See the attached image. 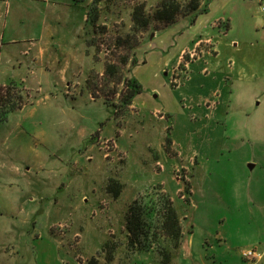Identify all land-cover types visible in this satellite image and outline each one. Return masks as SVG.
<instances>
[{
    "label": "rangeland",
    "instance_id": "1",
    "mask_svg": "<svg viewBox=\"0 0 264 264\" xmlns=\"http://www.w3.org/2000/svg\"><path fill=\"white\" fill-rule=\"evenodd\" d=\"M248 1L244 8H250L248 14L237 15L231 34L255 41L264 35V13L261 14L256 1ZM27 2L30 12L40 10L41 4ZM44 2L47 7L75 13L80 19L79 13L85 11L86 16L91 0L78 3L76 10H69V6L73 7L71 0ZM140 2L145 3L146 12L152 15L160 0L99 3L98 23L109 29L97 37L101 51H96L94 45L86 54L85 41L93 32L85 20L78 37L73 33L74 27L66 28L64 24L60 27L56 45L68 54L61 68L66 66L69 75L60 79L58 98L61 103L66 101L65 106L83 124L87 122L97 128L88 136V145L77 152L60 150L59 143L63 141L58 136L52 138L51 144L38 147L30 117L21 112L10 116L23 107L34 106L38 100L42 101L41 97L43 101L46 96L51 97L41 93L36 76L26 84L15 80L6 83L13 82L22 88L25 103L0 122V264H253L261 259L253 244L264 240V76L257 72L258 78L242 85L223 119L219 120L212 112L207 124H213L201 139L194 136L184 142L181 131L198 120L195 111L186 112L176 103L179 78L186 66L182 61L177 68L161 72L174 40L164 36L170 25L164 28L162 23L152 22L135 48L136 64L128 63L122 71L123 78L134 77L142 85V91L127 108L114 114V107L104 103L113 86H107L108 77L104 75V63L111 53L108 38L115 30H130L132 8ZM237 3L235 10L239 8ZM13 12L12 8L7 18L12 25L11 36L20 43L34 41L41 18L37 14H24L17 29ZM183 18L179 16L178 20ZM216 27L225 31L227 20H218ZM156 32L163 35L154 39ZM202 45L208 48L211 44ZM123 51L120 49V54ZM96 54L98 59L94 57ZM184 58L191 59V54H185ZM87 79L97 84L99 97L91 96ZM122 87L123 83L115 87L118 92L109 101L120 103ZM140 100L142 108L151 110L148 114L140 112ZM247 104L252 107L244 108ZM165 108L175 110L173 122ZM186 113L195 122H186L184 126L181 120ZM123 130L119 144L117 139ZM194 150L196 163L192 159ZM28 159L35 161L29 174L31 184L15 175L30 165ZM73 159L77 165L70 167L69 160ZM68 166L70 175L77 180L71 187H55ZM118 185L120 192L114 196L107 187L115 190ZM163 196L172 201L177 212L180 238L174 241L159 234L148 249L131 250L125 227L129 205L141 199L153 233L154 209L160 206ZM107 242L117 244L112 260L103 251ZM249 248L256 251V258L249 260L243 256L241 252Z\"/></svg>",
    "mask_w": 264,
    "mask_h": 264
},
{
    "label": "crops",
    "instance_id": "2",
    "mask_svg": "<svg viewBox=\"0 0 264 264\" xmlns=\"http://www.w3.org/2000/svg\"><path fill=\"white\" fill-rule=\"evenodd\" d=\"M33 1L37 2L36 4H41L38 7L40 10L37 12L35 10L29 11L31 7L27 0H0V84H6L12 80L22 81L23 84H26L27 80L36 76L41 83V93H48L51 97L46 96L45 101L41 97L40 100L43 102L38 100L34 106L23 107L10 116L25 114L26 117H30L29 124L34 128V135L37 134L34 137L37 139L38 147L42 148L43 145L51 144L52 138L58 136L63 141V143H59L60 150H71L72 153H75L84 145H88L86 144L88 143V136L97 128L88 125L87 122L83 124V120L77 119L75 113L65 106L66 101L61 103L58 98L61 93L60 79L63 80L65 76L68 77L69 73L66 66L61 68L66 62L68 54L63 48L56 45V42L62 24L66 28L74 27L73 33L75 32L78 37L86 17L85 11L79 13L81 15L79 19L75 13L69 12L67 14L55 7L45 6V0ZM71 2L73 7L69 6V10H71L70 8L76 10L80 6L72 0ZM235 3L239 7L236 10ZM248 3V0L243 2L242 0H209L207 11L199 14L193 22L190 23L188 17H185L178 20L176 24L170 25L164 32L165 38L169 37L174 40V45L170 48L171 55L165 60L161 72L164 73L170 67L175 69L180 62H184L186 69L179 78L181 83L179 84L180 89L176 93V103L180 105L179 109L181 108L186 112L193 110L195 111L194 115L198 117L196 123H192L195 121H192L187 113L182 118L181 121L183 124L185 123L184 126L187 125L186 122L192 123V127H184L181 131L180 135L184 142H188L194 136L201 139L203 132L205 130L208 132L209 126L213 124L212 122L207 124L211 120L208 119L211 113L214 112L219 120L223 119L228 115L242 85L247 86L253 78H258L259 76L255 74L257 72L260 73L261 77L264 76V35L258 40L252 41L248 38H236L231 34L233 22L237 20V15L239 13L240 15L248 14L250 8L244 9L245 4ZM12 8L13 15L16 16L15 27L17 29L23 22L24 14H37L41 18L39 33L34 41L20 43L18 38L11 36L12 25L10 22L8 23L7 18L11 14ZM260 12L262 14V11ZM223 19L227 20L228 27L225 31L220 32L216 24L218 20ZM243 21H246L245 17ZM171 30L173 32L169 33ZM161 33L156 32L153 38H159L160 35H163ZM208 42L211 44L208 48L202 45ZM191 52L195 53L194 57ZM187 53L191 54L189 60L184 58ZM135 100L137 101L136 98ZM141 102L142 100L138 106L140 112L143 115L148 114L151 110L142 108ZM252 102H254L253 98ZM251 107L248 104L244 106V108ZM166 111L170 121L173 122L175 117L172 112L175 110L166 109ZM19 112L21 113L18 114ZM174 133L175 130L172 129V137ZM123 135L124 130L121 131V135L117 139L118 142ZM31 149L37 150L33 147ZM38 154L37 156L41 155ZM196 154L197 152L194 150L192 159L195 163ZM78 158H82V155H79ZM43 160L45 159L41 161ZM28 162L30 165L23 172H17L15 175L23 178L26 184H31L29 174L33 172L35 161L28 159ZM69 163L71 164L70 167L77 165L76 159L69 160ZM69 166L63 171L64 176L62 179L59 178L55 187H71L75 183L76 176H71ZM253 245L262 256L259 261L253 264H264V240L261 239Z\"/></svg>",
    "mask_w": 264,
    "mask_h": 264
},
{
    "label": "trees",
    "instance_id": "3",
    "mask_svg": "<svg viewBox=\"0 0 264 264\" xmlns=\"http://www.w3.org/2000/svg\"><path fill=\"white\" fill-rule=\"evenodd\" d=\"M75 3H81L85 0H72ZM103 0H91L87 5L86 11V24H89L92 28L93 36L86 39V54H89V47L95 45L96 51H101L100 44L97 37H101L105 33H108L109 29L106 25L98 23L100 19L101 7L99 3ZM186 0L184 3L179 0H160L159 5L150 15L146 12L145 3H137L131 12L132 25L129 31L120 32L115 30L114 33L109 35L108 54L107 60L104 63V75L107 78V86L113 85L109 89V94L104 98V103L114 107V114H117L120 108H127L133 98L142 91V85L134 77L123 78V67L128 63L131 66L136 64L134 57V51L142 41V34L146 33L152 22L162 23L163 27H167L176 23L180 17H188L189 22H193L195 18L207 11L209 0ZM161 29V28H160ZM123 49V53L120 54L119 50ZM98 59L97 54L94 55ZM123 83V87L120 90V103L117 105L109 101L111 95H115L118 91L116 86ZM86 87L90 90L92 97H99L97 90V84H91L90 80H86ZM23 90L15 83H9L6 85L0 84V122L6 120L9 113L20 109L24 105V98L22 96ZM168 141V139H167ZM113 181V180H111ZM114 196H117L120 192V187L113 190L110 186L107 187ZM163 199L159 203L155 210L156 218L154 222V231L151 233V227L147 223L148 211L142 204L141 199H135L128 207L125 213V227L127 230V246L131 250H146L150 247L152 241L156 236L161 234L167 236L174 241L178 240L181 236V227L179 217L172 204V201L163 196ZM157 205V204H156ZM151 235V236H150ZM117 248L116 243L107 242L104 245L103 251L106 253L108 260L113 259V254ZM166 252V251H165ZM164 252V253H165ZM161 253V251H160ZM164 262L168 260L167 252Z\"/></svg>",
    "mask_w": 264,
    "mask_h": 264
},
{
    "label": "built area",
    "instance_id": "4",
    "mask_svg": "<svg viewBox=\"0 0 264 264\" xmlns=\"http://www.w3.org/2000/svg\"><path fill=\"white\" fill-rule=\"evenodd\" d=\"M252 1H256L257 4L259 5V9L262 11V13H264V2L263 0H252ZM243 254L244 257L253 259L256 258V251L253 248H249V249H245L241 252Z\"/></svg>",
    "mask_w": 264,
    "mask_h": 264
}]
</instances>
